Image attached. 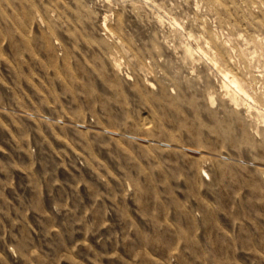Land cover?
Masks as SVG:
<instances>
[{
	"label": "rangeland",
	"instance_id": "1",
	"mask_svg": "<svg viewBox=\"0 0 264 264\" xmlns=\"http://www.w3.org/2000/svg\"><path fill=\"white\" fill-rule=\"evenodd\" d=\"M0 264H264V0H0Z\"/></svg>",
	"mask_w": 264,
	"mask_h": 264
}]
</instances>
